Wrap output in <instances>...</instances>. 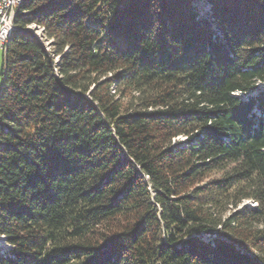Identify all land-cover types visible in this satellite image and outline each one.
<instances>
[{
  "label": "trees",
  "instance_id": "obj_1",
  "mask_svg": "<svg viewBox=\"0 0 264 264\" xmlns=\"http://www.w3.org/2000/svg\"><path fill=\"white\" fill-rule=\"evenodd\" d=\"M15 26L0 264H264V0H23Z\"/></svg>",
  "mask_w": 264,
  "mask_h": 264
},
{
  "label": "built area",
  "instance_id": "obj_2",
  "mask_svg": "<svg viewBox=\"0 0 264 264\" xmlns=\"http://www.w3.org/2000/svg\"><path fill=\"white\" fill-rule=\"evenodd\" d=\"M18 0H0V51L4 33L9 26H14L12 13L16 12Z\"/></svg>",
  "mask_w": 264,
  "mask_h": 264
},
{
  "label": "rangeland",
  "instance_id": "obj_3",
  "mask_svg": "<svg viewBox=\"0 0 264 264\" xmlns=\"http://www.w3.org/2000/svg\"><path fill=\"white\" fill-rule=\"evenodd\" d=\"M197 5H198V7H199V10H200L199 12H200V14H201V15H205V16H207L208 14L206 13V9L203 7V4H201V3L198 2ZM30 29H31L33 32H36L37 35H39V32H40V31H39L35 26H32ZM3 58H4V54H3L2 51H0V87H1V82H2L1 71H2V67H3ZM180 139H183V137L180 138ZM255 204H256V203H254L253 201L246 200V201H244V202L241 204L240 207H243V206H245V205L255 206ZM9 249H10V246L6 244L5 240H4L2 237H0V250H9Z\"/></svg>",
  "mask_w": 264,
  "mask_h": 264
},
{
  "label": "bare ground",
  "instance_id": "obj_4",
  "mask_svg": "<svg viewBox=\"0 0 264 264\" xmlns=\"http://www.w3.org/2000/svg\"><path fill=\"white\" fill-rule=\"evenodd\" d=\"M22 1H23V0H18L17 9H18V7L22 4ZM17 9H16V12H17ZM16 12H15V13H12V22H13V25H14V26H9L8 30H6L5 33H4V38H3V40H2V47H1V51L3 52V54L6 53L9 39H10L12 33H13V32L15 31V29H16V26H15Z\"/></svg>",
  "mask_w": 264,
  "mask_h": 264
}]
</instances>
